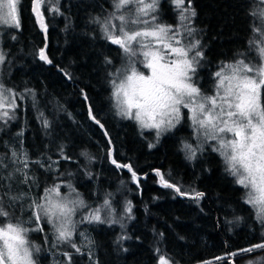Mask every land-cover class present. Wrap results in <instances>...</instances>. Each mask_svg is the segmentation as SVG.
Here are the masks:
<instances>
[{"label":"trees","instance_id":"1","mask_svg":"<svg viewBox=\"0 0 264 264\" xmlns=\"http://www.w3.org/2000/svg\"><path fill=\"white\" fill-rule=\"evenodd\" d=\"M48 3L40 9L46 32L32 12V0H21V28H7L1 37L5 62L0 64V83L19 95L15 119L0 121V195L7 190L22 196L8 211L11 222L30 229L36 227L31 222L32 199L57 183L71 184L93 208L111 193L112 214L120 222L78 224L72 242L79 252L57 242L49 225L43 232L30 231L28 240L40 248L34 253L38 264H69L65 252L71 253L72 264H158L160 254L174 264H229L230 259L235 264H264V249L239 251L264 242V223L244 203L243 190L226 174L220 157L204 149L188 162L181 151L190 138L185 122L153 142L151 133L116 114L110 78L121 63V52L93 22L109 16L112 0ZM192 7L196 15L191 26L205 54L194 80L208 89L219 65L248 52L253 3L192 0ZM157 15L166 24L176 17L168 0L159 4ZM42 48L51 63L40 60ZM89 108L99 124L90 118ZM14 159H27L28 167ZM112 159L130 164L139 186L132 173L117 168ZM156 170L183 192L204 196L190 199L161 186ZM128 201L131 219L124 210ZM3 203L10 201L5 198ZM8 222L0 217V226Z\"/></svg>","mask_w":264,"mask_h":264},{"label":"snow or ice","instance_id":"2","mask_svg":"<svg viewBox=\"0 0 264 264\" xmlns=\"http://www.w3.org/2000/svg\"><path fill=\"white\" fill-rule=\"evenodd\" d=\"M44 3L45 0H32V11L41 29L46 32L44 15L40 11ZM171 3L178 13L179 24L176 26L159 23L157 13L160 0H112L113 11L109 16L93 21L100 26L104 38L123 51L127 60L113 74L110 82L116 114L136 121L141 129H155L157 138L187 117L198 137L216 142L212 150L219 153L227 165L226 171L246 190L245 203L256 210L257 218L264 223V0H259L250 13L255 19L251 26L255 38L249 44L254 47L258 62H246L242 58L233 63H222L212 73L215 84L214 92L210 95L202 91V86L194 80L200 61L205 56L200 41L187 46L183 43L185 34L191 36L195 31L188 27L190 18L196 15L192 0H171ZM20 4L21 0H0V25L16 30L21 28ZM51 10L59 12L58 7ZM39 58L51 63L43 48L39 51ZM4 62L5 54L0 51V64ZM106 62L112 63L111 60ZM139 65L148 72L140 70ZM17 95L13 89L0 83V121L5 124L15 119ZM89 116L100 123L91 108ZM44 126L48 127L47 120ZM202 148L203 144L196 147L189 143L183 145L188 159H193L197 150ZM12 155L16 157L15 152ZM82 155L87 156V153ZM13 162L28 167L27 159H14ZM111 162L117 168H127L132 173L133 182L138 184L137 174L130 164H119L115 159ZM155 174L163 187L173 189L181 196L195 200L204 196L202 192H183L176 184L165 179L159 170ZM28 179L25 173V182ZM66 187L69 191L62 193V185L57 183L46 187L42 195L32 199L30 207L34 218L31 222L36 224L34 229L24 227L20 222H11L8 208L22 196L11 195L7 190L0 195V217L9 221L0 226V241H3L0 264H38L34 253H39L40 248L30 243L28 233L43 232L47 225L51 226L57 242L69 243L79 252L80 249L72 242L78 223L73 217L80 215L81 224L120 222L114 218L106 219L114 212L111 193L106 195L102 205L93 208L85 203L71 184ZM5 198L10 201L7 206L3 203ZM124 210L131 219V201L127 202ZM84 212L87 214L84 215ZM121 227L124 225L121 224ZM127 238L121 236L120 240ZM257 249H264V242L239 251L251 253ZM156 251L159 253L160 249ZM237 254L231 253L232 256ZM64 255L72 264L71 253L65 252ZM158 264L174 262L166 254H160Z\"/></svg>","mask_w":264,"mask_h":264},{"label":"rangeland","instance_id":"3","mask_svg":"<svg viewBox=\"0 0 264 264\" xmlns=\"http://www.w3.org/2000/svg\"><path fill=\"white\" fill-rule=\"evenodd\" d=\"M162 1H164V0H160V3L162 2ZM169 2H170V4H171V6H173V9H174V5L171 3V0H168ZM252 1V3H253V10L256 8V5H257V3L259 2V0H251ZM48 6L49 5V3H48V0H45V3L41 6V7H43V6ZM111 6H112V10H113V4L111 3ZM49 8V7H48ZM175 11V10H174ZM175 13H176V17H175V20H174V23L173 24H166V23H163V22H159V23H161V24H164V25H173V26H176V25H178L179 24V20H178V13L175 11ZM108 17V16H107ZM191 19V18H190ZM101 20H103V19H101ZM191 23H192V19H191V22H190V24H188V27H190V28H192V26H191ZM254 23H255V20H254ZM8 27H6V26H3V25H0V51H2L3 52V49H2V43H1V37H2V34L4 33V30L5 29H7ZM103 33V32H102ZM102 36H103V38H104V35L102 34ZM255 38V34L253 33V35H252V39H254ZM251 39V40H252ZM106 40V39H105ZM197 39H196V32H195V34L193 33L191 36H187L186 34H185V38L183 39V43H184V45L185 46H187V45H189V44H191V43H195V41H196ZM107 42H109L108 40H106ZM110 43V42H109ZM115 46H117V45H115ZM118 47V46H117ZM119 48V47H118ZM120 49V48H119ZM120 52H121V63L113 70V72H112V74H111V78H110V82H111V80L113 79V74H115L116 72H117V69H119V68H121V66H122V64L123 63H127V60H126V58H124V54H123V51L120 49ZM4 53V52H3ZM246 59V62L247 61H252L253 63H257L258 62V56H257V53H256V51H255V49H254V47L252 46V45H249V49H248V52L247 53H245V54H243V55H240V56H238L235 60H233V61H231V62H228V63H233V62H235L236 60H239V59ZM220 67V65L218 66V68ZM139 68H140V70H143L145 73H147L148 72V70L147 69H143V66L142 65H139ZM218 68L216 69V70H218ZM215 70V71H216ZM214 71V72H215ZM213 72V73H214ZM214 84H215V81H214V79H213V76H212V80H211V83H210V87L208 88V89H204V88H202V91H204L206 94H213V92H214ZM197 85H199V86H201L200 85V82L198 81V83H197ZM110 89H111V97H112V85H111V83H110ZM111 100H112V104H113V107H114V109H115V111H116V108H115V100L114 99H112L111 98ZM184 112H187V110L186 109H184L183 110ZM119 116V115H118ZM119 117H121V116H119ZM122 118V117H121ZM131 121H133L136 125H137V127H138V129L141 131V132H149V133H151L152 134V137H153V142H156L158 139H160L161 137H163L164 135H166V134H168V133H170L171 131H173V129H171L170 131H166V132H164L162 135H160V137L159 138H157V136H156V130L155 129H141L140 127H139V125L136 123V121H134V120H131ZM182 122H185L186 123V125H187V128H188V132H189V139H187V140H185L183 143H182V145H181V151H182V153L185 155V158L187 159V161L188 162H190V163H192L193 161H194V159H197L198 158V155L199 154H201L203 151H204V149H209L210 151H212V152H214L213 150H212V145H214L216 142H214V141H204V138L202 137V136H200V137H198L197 136V133L194 131V129H193V126H192V124H191V121L189 120V119H187V117H185V118H183L182 119V121H181V123ZM180 123V124H181ZM180 124H178L177 126H179ZM176 126V127H177ZM175 127V128H176ZM184 143H189V144H191L193 147H196L197 145H199V144H203V148H202V150H200V149H198L197 150V152H196V156L193 158V159H188L187 158V156H188V154L186 153V151L185 150H183V145H184ZM214 153H216L219 157H220V159H221V161H222V164H223V167H224V171L226 172V174L233 180V182H234V184H236L237 186H239L242 190H243V201H244V203H245V199H246V190L241 186V185H239V184H237L236 183V178L235 177H233L228 171H226V167H227V165L224 163V160H223V158L219 155V153L218 152H214ZM62 185V188H61V191H62V193H67L68 191H69V189L66 187V185L67 184H65V183H62L61 184ZM246 205H248L252 210H253V213H254V216L256 217V219L257 220H259L258 218H257V214H256V210L255 209H253L249 204H247V203H245ZM84 215H86L87 214V212H84L83 213ZM116 219V220H119V218L118 217H116V216H114L113 214L111 215V216H106V219ZM73 219L74 220H76L78 223H77V226H78V224H80V225H83V224H86V222L85 223H79V220L81 219V216L80 215H77V216H75V217H73ZM120 221V220H119ZM104 224H109V223H104ZM1 226H3V225H1ZM50 226V225H49ZM51 227V226H50ZM2 244H3V241H0V246H2ZM233 257H235V256H233ZM257 264H262V262H259V263H257Z\"/></svg>","mask_w":264,"mask_h":264},{"label":"water","instance_id":"4","mask_svg":"<svg viewBox=\"0 0 264 264\" xmlns=\"http://www.w3.org/2000/svg\"><path fill=\"white\" fill-rule=\"evenodd\" d=\"M31 9H32V6H31ZM33 12V11H32ZM34 13V12H33ZM34 15H35V13H34ZM36 17V16H35ZM37 20V19H36ZM38 23V22H37ZM38 25H39V27H40V24L38 23ZM40 29H41V27H40ZM142 178H144V177H142ZM158 180H159V177H158ZM161 185V184H160ZM162 186V185H161ZM229 264H235L234 263V261L232 260V259H230V261H229Z\"/></svg>","mask_w":264,"mask_h":264}]
</instances>
